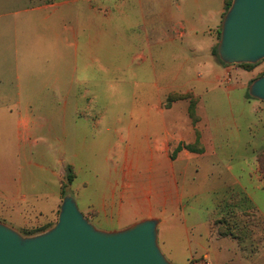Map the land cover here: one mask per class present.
Returning <instances> with one entry per match:
<instances>
[{
  "label": "rangeland",
  "instance_id": "obj_1",
  "mask_svg": "<svg viewBox=\"0 0 264 264\" xmlns=\"http://www.w3.org/2000/svg\"><path fill=\"white\" fill-rule=\"evenodd\" d=\"M85 6L82 0H0V192L28 197L18 204L21 210H7L0 222L25 236L45 232L57 224L64 196L71 194L100 230L160 220L158 244L167 260L204 264V251L189 242L204 229L207 214L218 218L211 226L222 231L245 221L244 213L221 207L215 163L221 158L219 169L232 164L239 174L243 165L254 164L262 177L264 102L253 99L249 88L264 75V60L221 62L218 79L207 85L192 81L199 70L192 67L189 74L185 68L172 85L187 83L183 91L193 92L171 93L157 113L148 104L154 92L145 89L155 80L150 70L153 65L168 70L171 81L188 45L181 40L156 45L151 61L141 20L119 31L115 23L100 47L87 48L81 37L77 47L73 16L85 18L78 11ZM134 19L138 24L140 18ZM101 55L107 57L98 61ZM102 61L108 74L100 69ZM85 77L93 90H85ZM59 85L79 89L60 91ZM66 96L78 106L66 105ZM173 96L184 97L189 106L169 117L168 110L181 101H171ZM214 147L225 152L206 154ZM232 254L227 256L235 258Z\"/></svg>",
  "mask_w": 264,
  "mask_h": 264
},
{
  "label": "crops",
  "instance_id": "obj_2",
  "mask_svg": "<svg viewBox=\"0 0 264 264\" xmlns=\"http://www.w3.org/2000/svg\"><path fill=\"white\" fill-rule=\"evenodd\" d=\"M82 1L86 3V6L85 8L81 7L78 11L83 12L82 15L85 18H81L78 13L73 16L77 23V29L73 30V38L77 47L79 46L80 37L87 44L85 45L87 48L89 46L93 48L95 45L100 47L104 39L109 36L115 23L119 31L120 26L128 24V26L133 27L140 25L142 21L147 31L146 37L150 57L152 58L151 61H153L152 49L156 45L164 42H175L176 40H181L188 45L189 53L187 51L184 55L176 76L171 81H168V76L171 74L168 70L157 71L154 65L152 70H150L155 80L149 86H146L145 89L149 88V90L154 92L148 104L157 113H159V107L163 105V102L171 93L182 92L185 94L193 92L192 89H186V92L183 91L187 88V83L181 88L178 85H172V82H178L181 79V74L185 71V68H188L189 71L192 67L193 71L199 70L197 79L192 80L196 83L211 84L212 81L209 79L212 77L218 79V72L222 70V64L215 57L214 50L219 45L222 24L226 15L225 0ZM115 13H117L116 16ZM135 17L140 18L138 24L134 19ZM98 53L102 52L98 51ZM106 57L101 55L98 56L97 60L101 61ZM89 65L87 62L84 72H89ZM100 69L107 74L109 73V68L103 64V61L102 63L100 62ZM77 73L78 69H76ZM189 74H191V71ZM82 75L85 76L86 73H82ZM159 79L165 85L160 84ZM78 86L71 85L67 88L59 85L57 89L60 91L67 89L69 92L78 90ZM84 87L85 90H93L89 86L87 78L85 79ZM65 101L66 105L78 106L77 103L71 100L70 103H67V96ZM188 106V100L175 102L171 109L168 110L170 112L169 117L174 116V111L177 108H187ZM198 106H200L199 103ZM161 118H164V115H161ZM29 122L25 121L24 125L29 127ZM157 148L158 145L155 143L154 153H157ZM224 152L225 150L214 147L210 151L207 150L206 154L223 155ZM219 160L221 162L223 159L220 158ZM220 162H216L215 165L222 178L220 182L221 207L244 213L245 221L241 223L242 220L239 222L238 219V223H241L242 226L239 224V227L236 229L232 228L229 231V235L223 236L216 227L211 226L218 218H213L212 214L208 213L204 229L199 228L198 236L191 239L189 243L204 251L202 257L204 264H211V262L212 264H264V180L261 177L259 167L246 163L240 168L239 174L234 171L232 164L219 169ZM228 178L229 181L227 182ZM27 200L28 197L22 195V193L17 192L15 194L14 192H5L3 190L0 192V216L7 213V210H21V208H18V204ZM34 208L40 209L39 206ZM223 216L221 215V217ZM32 218L36 219L35 217ZM200 232H204V235L200 234ZM232 251L235 252V254H232L235 255V258L227 256ZM183 264L197 263L195 259L192 261L190 259Z\"/></svg>",
  "mask_w": 264,
  "mask_h": 264
},
{
  "label": "water",
  "instance_id": "obj_3",
  "mask_svg": "<svg viewBox=\"0 0 264 264\" xmlns=\"http://www.w3.org/2000/svg\"><path fill=\"white\" fill-rule=\"evenodd\" d=\"M218 54L226 65L264 60V0H233ZM249 94L264 102V75ZM159 225L158 219H146L123 230H100L66 194L57 224L45 232L25 236L0 222V264H172L159 247Z\"/></svg>",
  "mask_w": 264,
  "mask_h": 264
},
{
  "label": "trees",
  "instance_id": "obj_4",
  "mask_svg": "<svg viewBox=\"0 0 264 264\" xmlns=\"http://www.w3.org/2000/svg\"><path fill=\"white\" fill-rule=\"evenodd\" d=\"M232 2H233V0H225V4H226V13H227L228 10L230 9V7H231V5H232ZM220 37H221V35H220ZM214 55H215V57H216L220 62H222V61L220 60V57H219V54H218V46H217V48L214 50ZM222 63H223V62H222ZM223 64H224V63H223ZM262 76H263V75H262ZM169 99H171V101H176V100H182V99H184V97H182V96H180V97H174V96H173V98H169ZM172 99H173V100H172ZM190 112H191V115L194 116V107H193V106H191V108H190ZM186 149L189 150V151H193V148H192L190 145L187 146ZM179 150H181V149H179ZM259 164H260V167H261V169H262V179L264 180V154L259 156ZM74 177H75V174H74L73 167H72V166H69V167L67 168V180H68V184H72V182H73V180H74ZM229 231H231V230H229ZM229 231H222L221 229H219V233H220L221 235H223V236H225V235H229V234H230ZM39 233H41V232L38 231V232H35V233H32V234H29V235L32 236V235H36V234H39Z\"/></svg>",
  "mask_w": 264,
  "mask_h": 264
}]
</instances>
